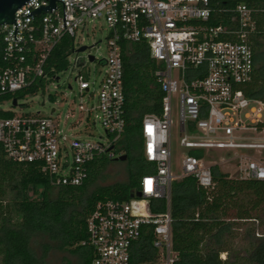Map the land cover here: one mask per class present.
I'll list each match as a JSON object with an SVG mask.
<instances>
[{
  "label": "built area",
  "instance_id": "1",
  "mask_svg": "<svg viewBox=\"0 0 264 264\" xmlns=\"http://www.w3.org/2000/svg\"><path fill=\"white\" fill-rule=\"evenodd\" d=\"M49 4L50 0H29L15 12L14 23L0 25V96L37 87L31 95L35 96L50 84L57 90L54 82L64 71L47 70L54 48L70 38L72 53L79 54V29L88 21L103 20L110 30L108 56L101 60L103 78L96 87L79 70L78 62L84 59L78 56L72 69L77 70L78 95L85 98L80 114L99 119L108 139L89 141L64 132L57 107L47 116L17 113L19 100L15 107L11 100L15 109L7 111L13 116L0 118V149L15 163L35 166L54 188L83 186L92 164L118 156L116 147L126 130L122 43L146 42L163 94L161 114L144 117L141 129L144 157L155 169L141 178L134 193L139 197L95 205L87 219V239L80 246L92 249L90 264H130L132 246L148 227L159 251L156 264H175L170 211L174 181L194 177L200 187L211 190L212 168L218 166L224 173V164L233 161L239 179L264 181V101L244 91L254 74V11L237 5V25L231 28L204 25L212 13L210 0H56L50 12L37 14ZM175 104L180 145L186 150L182 177L172 173ZM154 200L166 201L167 210L154 214Z\"/></svg>",
  "mask_w": 264,
  "mask_h": 264
},
{
  "label": "trees",
  "instance_id": "2",
  "mask_svg": "<svg viewBox=\"0 0 264 264\" xmlns=\"http://www.w3.org/2000/svg\"><path fill=\"white\" fill-rule=\"evenodd\" d=\"M239 4L253 10L257 22V31L250 37L254 74L244 91L248 97L264 101V0H210L212 13L204 25L235 28L234 10ZM73 45V39H63L50 55L47 70L65 71ZM122 53L126 130L116 150L127 157V181L96 186L109 162L104 158L99 166V161L91 165L90 177L83 186L54 188L35 166L15 163L0 149V264H45L50 245H43L41 256L31 248L38 234L78 256L81 264H90L93 251L80 244L87 239V219L95 205L106 200L129 201L141 178L154 171L155 166L144 157L141 129L144 117L161 114L163 94L154 77L156 63L146 42H124ZM37 91L33 87L0 96V103L20 100ZM12 116V112L0 109V118ZM212 178L211 190L200 187L194 177L172 184V242L178 255L175 264H264V233L259 235L250 227L243 234L245 247L236 246L239 222L258 223L264 229V181L232 178L218 166L212 168ZM151 208L154 214L163 213L167 203L154 200ZM222 254H226L225 260ZM158 261L153 230L145 227L132 246L130 264Z\"/></svg>",
  "mask_w": 264,
  "mask_h": 264
},
{
  "label": "rangeland",
  "instance_id": "3",
  "mask_svg": "<svg viewBox=\"0 0 264 264\" xmlns=\"http://www.w3.org/2000/svg\"><path fill=\"white\" fill-rule=\"evenodd\" d=\"M109 36L110 30L105 21H88L85 27L79 29L75 41L76 49L85 46L88 47V50L79 54L71 53L68 58V68L61 73L59 76L60 80L54 82L58 89L55 90L54 86L50 84L46 92L41 91L38 95H28L21 98L18 102V105L21 106L20 108L15 109L11 106L9 101L0 103L2 105L1 108L5 111L15 109L17 113L37 114L40 112L42 115L47 116L51 108L57 107L58 112L56 116L59 118L60 128L64 132L89 141H99L101 137L107 140L108 137L99 119H96L92 115L90 119L87 120L85 116L80 114V103L85 102V98L83 99L78 95V85L75 82V73L77 70H73L72 67L75 64L77 56L83 58L85 62L83 60L78 62L79 70H81L84 75H88L90 81L95 82L97 87L105 72L104 67L101 65V60L108 56L107 42ZM89 55L94 56L96 61L90 62L88 59ZM68 85L72 87V90L69 89ZM49 95L53 96L52 100H50ZM43 100L45 101V107L42 106ZM172 127V173L177 177H182L181 159L184 157L186 150L180 145L178 106L176 104L173 106ZM119 155L120 154H118V156ZM254 156L258 157L259 155L255 153ZM117 157L114 159L105 158L109 160V162L105 168L103 177L97 181L96 186H109L127 181V160L118 161L116 160ZM103 160L104 158L99 160L97 166H99ZM236 170L237 168L234 161L229 164L225 163L222 167V171L229 174L232 178H238ZM250 227L257 229L259 235L264 233V229L259 227L258 223H251L248 221L239 222V237L236 240L237 248L245 247L246 243L242 238L243 234ZM45 244L50 245L45 264H80L78 256L62 248L60 244L50 242L48 237L43 234L35 236L31 244L32 251L36 256L42 255L43 245Z\"/></svg>",
  "mask_w": 264,
  "mask_h": 264
},
{
  "label": "water",
  "instance_id": "4",
  "mask_svg": "<svg viewBox=\"0 0 264 264\" xmlns=\"http://www.w3.org/2000/svg\"><path fill=\"white\" fill-rule=\"evenodd\" d=\"M29 0H0V25L2 24H12L15 21V12L21 8L25 3H27ZM56 5V0H50V4L48 7L42 8L37 11V14H43L50 12ZM88 50V47H81L77 50V53H82ZM89 60L91 62L94 61V56H89ZM17 105L16 100L14 101V107ZM42 106H44V102L42 103ZM127 157L125 155H122L118 157L116 160L118 161H125ZM140 193L134 194L132 193L130 195L131 198H134L135 196H140Z\"/></svg>",
  "mask_w": 264,
  "mask_h": 264
},
{
  "label": "crops",
  "instance_id": "5",
  "mask_svg": "<svg viewBox=\"0 0 264 264\" xmlns=\"http://www.w3.org/2000/svg\"><path fill=\"white\" fill-rule=\"evenodd\" d=\"M79 258V257H78ZM79 261H80V264H81V260L79 259Z\"/></svg>",
  "mask_w": 264,
  "mask_h": 264
}]
</instances>
